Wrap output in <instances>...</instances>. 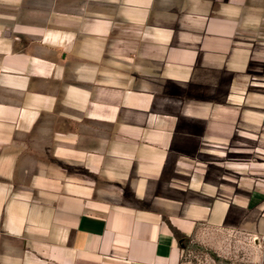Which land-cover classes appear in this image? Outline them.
<instances>
[{"label": "crops", "instance_id": "0c3cea01", "mask_svg": "<svg viewBox=\"0 0 264 264\" xmlns=\"http://www.w3.org/2000/svg\"><path fill=\"white\" fill-rule=\"evenodd\" d=\"M263 200L264 0H0V264H181Z\"/></svg>", "mask_w": 264, "mask_h": 264}, {"label": "rangeland", "instance_id": "374dc122", "mask_svg": "<svg viewBox=\"0 0 264 264\" xmlns=\"http://www.w3.org/2000/svg\"><path fill=\"white\" fill-rule=\"evenodd\" d=\"M246 208L245 221L218 235L181 238V264H264V200Z\"/></svg>", "mask_w": 264, "mask_h": 264}, {"label": "trees", "instance_id": "16d2710c", "mask_svg": "<svg viewBox=\"0 0 264 264\" xmlns=\"http://www.w3.org/2000/svg\"><path fill=\"white\" fill-rule=\"evenodd\" d=\"M179 236V235H178Z\"/></svg>", "mask_w": 264, "mask_h": 264}]
</instances>
